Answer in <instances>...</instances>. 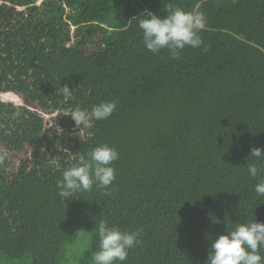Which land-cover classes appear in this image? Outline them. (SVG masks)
<instances>
[{
    "label": "trees",
    "instance_id": "obj_1",
    "mask_svg": "<svg viewBox=\"0 0 264 264\" xmlns=\"http://www.w3.org/2000/svg\"><path fill=\"white\" fill-rule=\"evenodd\" d=\"M165 4L204 13L201 48L146 49L134 16ZM5 92L24 104L0 100L2 256L59 264L78 232L96 251L105 219L143 229L123 264H204L220 234L264 223V173H248L264 166L249 156L264 149V0H0ZM102 101L115 111L82 134L68 114ZM104 143L119 152L112 185L64 200L63 170ZM28 146L13 166L8 153Z\"/></svg>",
    "mask_w": 264,
    "mask_h": 264
},
{
    "label": "clouds",
    "instance_id": "obj_2",
    "mask_svg": "<svg viewBox=\"0 0 264 264\" xmlns=\"http://www.w3.org/2000/svg\"><path fill=\"white\" fill-rule=\"evenodd\" d=\"M164 8L167 12L164 17L149 10L134 16L146 49L153 54L166 49L170 57L176 59L186 47L201 48L203 39L200 33L207 24L204 13L185 11L170 4H165ZM60 91L65 101L73 97L74 90L67 84L60 86ZM115 109V101H102L90 111L77 108L68 115L80 128L92 121L108 119ZM249 156L264 158V149L253 147ZM3 158L4 155L0 154V160ZM118 159V150L107 143L79 156L71 167L63 170L62 178L57 181L59 195L65 200L74 197L75 193L91 191L94 185L109 188L115 180L113 164ZM248 173L256 178L264 173V166L249 164ZM255 192L264 196V177L255 185ZM91 231L98 238L96 251L91 254V264H123L129 251L140 244L143 229L124 231L117 226H109L105 219H99ZM261 249H264V223L255 220L238 223L234 230L225 231L212 241L204 264H264Z\"/></svg>",
    "mask_w": 264,
    "mask_h": 264
},
{
    "label": "rangeland",
    "instance_id": "obj_3",
    "mask_svg": "<svg viewBox=\"0 0 264 264\" xmlns=\"http://www.w3.org/2000/svg\"><path fill=\"white\" fill-rule=\"evenodd\" d=\"M41 0H36V3H40ZM74 26H71V30H73ZM8 93V92H7ZM0 100L6 103H12L14 105H22L24 104L21 95L16 93H0ZM40 115L43 117L44 121H47L46 125L51 123V117L55 115V113H46L40 109H38ZM81 127V133L85 132L84 128ZM3 146L0 144V150L5 151L2 149ZM31 149V146H28V149L23 152H9L8 156L10 160L13 162V166L19 164V160L25 155L28 154V150ZM10 162V163H12ZM66 253L62 259L60 260L59 264H91V254L94 252L91 248V240L90 237L84 232H78L74 238V240L65 246ZM0 264H31V259L28 256H25L23 259H11L5 256H2L0 253Z\"/></svg>",
    "mask_w": 264,
    "mask_h": 264
}]
</instances>
